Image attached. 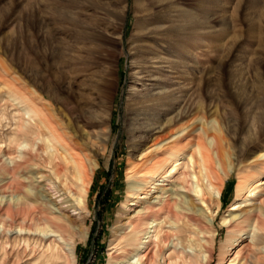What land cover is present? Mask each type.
Masks as SVG:
<instances>
[{
    "label": "rangeland",
    "instance_id": "374dc122",
    "mask_svg": "<svg viewBox=\"0 0 264 264\" xmlns=\"http://www.w3.org/2000/svg\"><path fill=\"white\" fill-rule=\"evenodd\" d=\"M105 10L112 16L100 28L103 38H97L94 25L105 19ZM146 34L149 39L142 37ZM147 47L155 50L150 59L160 54L168 62L137 82L135 62ZM152 95L167 97L158 107H142ZM49 102L81 143L105 130L109 137L106 152L99 146L90 151L97 166L88 235L77 246L76 264H108L118 217L131 201L129 163L138 165L153 143L174 134L164 154L184 143V163L191 156L197 160L194 172L182 170L191 175L186 188L191 195L195 174L216 212L214 224L203 228L212 236L209 263L227 264L238 252L243 264H264V233L247 228L232 249L238 233L223 225L240 182L264 169V0H0L3 149L27 122V106L44 109ZM203 162L221 179L219 201L212 199L210 179L216 182L207 178ZM60 195L48 199L61 206L68 195ZM195 204L201 205L197 199ZM69 206L63 207L78 218ZM155 216L164 221L166 243L151 246L150 264H206L181 253L200 240L193 222L182 215L173 220L165 213ZM126 247L121 241V250Z\"/></svg>",
    "mask_w": 264,
    "mask_h": 264
},
{
    "label": "bare ground",
    "instance_id": "6f19581e",
    "mask_svg": "<svg viewBox=\"0 0 264 264\" xmlns=\"http://www.w3.org/2000/svg\"><path fill=\"white\" fill-rule=\"evenodd\" d=\"M103 16L105 19L98 20L94 25L93 34L97 38H103L99 34L100 28L107 24L104 21L112 14L105 10ZM125 16L123 12L118 17L123 21ZM149 34L142 37L149 39ZM117 39L122 41V36L118 35ZM166 49L165 53L168 52ZM154 51L151 47L140 51L142 55L135 62L138 72L133 77L137 82H144L160 69V64L168 62L160 54L150 59L148 54ZM64 67H68L67 61ZM62 75L66 76L67 72L63 71ZM158 85L156 83L155 87ZM155 96L147 98L144 103L142 100V107H158L167 97ZM23 116L27 122L18 127L9 140V146L3 149L0 145V264H76L77 246L88 235V200L97 166L91 162L90 151L99 146L106 152L104 142L109 138L108 132L103 131L95 140L90 139L88 144L81 143L51 102L44 109L28 105ZM101 124L106 125V121ZM174 135L153 143L150 151L140 156L138 165L129 163L126 177L131 182L128 196L131 201L118 217L120 226L110 240L108 264H150L153 257L151 246L166 243L162 235L164 221L155 216L159 213H165L171 220L182 215L193 222L194 226H191L200 240L181 253L197 258L201 263L211 261L209 249L212 236L203 228L214 224L216 212L206 201L195 174L192 179L196 186H193L191 195L186 188L187 180L191 178L189 172L195 171L197 160L191 156L184 163V143L175 148V153L164 154ZM203 163L207 178L212 176L216 182L213 184L210 179L208 189L212 199L219 201L223 193L221 179L211 166ZM183 169L189 172H182ZM263 176L264 169H260L251 178L240 182L237 199L226 211L228 214L223 219V225L238 233V237L230 242L232 249L239 246L247 228H251L254 234L264 233V181L260 179ZM173 182L175 184H169ZM61 193L68 195L61 206L54 199H48V195L58 196ZM148 195L151 196L149 199ZM196 199L201 203L199 208L195 204ZM64 205H70L78 218L70 217ZM132 207L142 210L132 211ZM121 241L127 243L125 250L120 248ZM173 247L178 250L177 245ZM240 258L236 252L227 264H243Z\"/></svg>",
    "mask_w": 264,
    "mask_h": 264
}]
</instances>
